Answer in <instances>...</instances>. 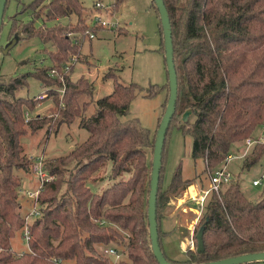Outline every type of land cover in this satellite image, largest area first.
Segmentation results:
<instances>
[{
	"label": "trees",
	"instance_id": "trees-1",
	"mask_svg": "<svg viewBox=\"0 0 264 264\" xmlns=\"http://www.w3.org/2000/svg\"><path fill=\"white\" fill-rule=\"evenodd\" d=\"M152 1L163 39L159 9L155 0ZM118 2L114 0L112 4ZM164 2L172 24L179 85L176 110L167 132L171 124L189 132L193 137L192 155L205 162V170L223 165L234 149L241 150L246 147L247 139L258 138L242 159L243 166L250 168L264 154V140L256 135L258 127L264 128V0ZM84 7L82 0H32L25 7L31 17L20 26L24 35L15 33L20 38L36 35L42 42L55 44V50L50 52L53 63L43 65L35 75L53 95L56 115L30 112L26 118L25 112L33 110V103L40 100L36 95L24 96L16 90L28 84L31 70L0 76V264H58L54 257H61L69 264H108L109 259L99 252L98 245L110 244L112 240L122 243L127 254L116 264H160L153 254L143 209L148 205L146 192L149 193L151 183L156 133H151L136 116L121 118L129 112L131 100L142 88L139 83L121 82L116 77L113 90L95 98L92 80L83 76L71 78L69 70L78 59L83 43L77 32L82 30L83 35L89 32L83 21ZM73 15L76 23L68 27L62 24V17L72 21ZM40 17L42 23L36 25ZM47 20L53 23L47 25ZM70 32H75L74 36ZM161 52L164 55V39ZM52 68H55L53 74ZM165 83H153L150 87H167L168 78ZM157 92L158 89L148 88L145 94L154 96ZM92 100L95 108L86 114ZM187 108L191 113L184 121L182 114ZM178 113L181 122L177 120ZM77 117L88 136L66 153L53 157L54 162L46 161L44 168L54 174L39 193L46 206L29 223V249L18 253L12 247V238L23 228L25 217L19 208L21 180L15 169L29 170L32 163L21 137L27 131L43 128L47 137L63 122L71 123ZM163 159L164 150L162 164ZM107 161L110 170L100 178L106 176L110 183L98 192L91 185L97 178L94 173ZM163 167L164 164L159 180ZM233 177L222 183L219 191L212 190L204 203L200 226L194 232L196 241L197 231L204 227V252L190 247L184 259H173L166 254L159 237L170 261L206 262L264 251V183L259 195L250 198L238 175ZM170 179V191L174 194L192 182L182 176L181 166ZM110 222L128 229L127 236L110 226Z\"/></svg>",
	"mask_w": 264,
	"mask_h": 264
},
{
	"label": "rangeland",
	"instance_id": "rangeland-1",
	"mask_svg": "<svg viewBox=\"0 0 264 264\" xmlns=\"http://www.w3.org/2000/svg\"><path fill=\"white\" fill-rule=\"evenodd\" d=\"M30 1L32 0H9L0 31V76L21 74L31 70V74L27 78L28 84L16 90L18 94L24 96L38 95L45 91L46 86L41 85L35 73L40 71L43 65L53 63L50 52L56 48L51 41L42 42L38 36L34 35L19 38L7 52L2 50V47L6 46L11 37L16 35V32H22L20 28L22 22L31 17V12L25 11L26 3ZM82 1L85 6L83 21L89 26V32L87 35H83L82 30L77 32L83 43L78 59L75 60L73 68L69 70L71 78L75 79L83 76L87 77L89 81L92 80L95 88V98L111 92L116 77L121 82L134 81L137 84L139 83L142 88L138 89L135 97L131 100L129 112L123 114L121 118L127 119L136 116L140 118L141 123L151 133L155 134L159 117L162 115L167 103L169 86L155 88L153 85L150 87V84L153 83L166 82L165 84H167L168 78L165 58L161 52L163 39L159 29L157 11L151 5L153 1L119 0V4L117 3L115 6L112 4L114 0ZM97 2L100 3V6L96 5ZM97 18L106 19L109 24L103 26ZM66 19L65 17L61 18L62 24L67 25V27L68 24L73 25L76 23L75 15L71 18L72 21H65ZM42 20V17L38 18L35 24H41ZM52 23L53 20L46 21L47 25ZM81 23L84 25L82 21ZM90 32L95 33V35L89 37ZM74 33L70 32L72 36H74ZM66 34H68V31ZM20 35L22 37L24 34L20 33ZM106 73L109 74L105 76ZM148 88L152 91L158 89V92L154 96H146L145 93H147ZM95 105V100H92L85 113H91ZM55 107L53 95L48 92V96L44 100L33 103V110H30V112L32 114L35 112L52 115V113L55 114ZM177 117L178 122H181L179 113ZM167 133L164 146V167L161 171V181L157 193L158 222L163 248L165 247L169 254L171 252L177 256H184L192 235L194 243L191 248H196L197 243L194 232L200 226V216L202 215L198 217L195 205L188 199V195L190 192H196L209 186L210 178L208 174L210 170L204 169L205 162L201 158L193 157L191 147L193 137L189 132H183L178 125L171 124ZM87 134V129L79 125L77 117L71 123L63 122L57 131L52 130L47 137L45 136V128H43L37 132L27 131L21 138L24 151L28 157H32V162L34 158H41L42 164L45 166L46 161L54 162L53 157L66 153L77 142L85 139L88 136ZM256 135L261 137L264 135L262 126L257 128ZM245 149V145L241 150L234 149L231 154H237L238 156L231 159L228 166L229 170L240 178L242 188L247 195L250 198H256L264 183V154L250 168H246L243 166V156L239 155L244 153ZM178 166H181L182 176L190 178L192 180L191 185L194 183L195 185L194 187L189 185V188L174 194L170 191V178ZM109 170L110 161H107L103 168L94 173L97 178L91 184L93 189L100 192L101 189L109 185L110 181L107 180L106 176L100 178L103 174H108ZM15 172L21 180L18 200H20L19 208L24 214L34 202L25 192L37 185V173L34 163L30 164L29 170H26L25 167H17ZM53 178L54 174L50 179ZM254 178H260L262 183L254 184ZM45 186L46 184L41 190L45 189ZM148 194L147 191V198L149 197ZM38 202L41 207L46 206L41 202V199ZM147 206L146 203L143 207L145 212L144 223L149 230ZM100 223L103 222L100 221ZM110 223V226L119 231L121 235L127 236L128 229L124 230L115 222ZM109 243L116 244L123 249L122 243H116L114 240ZM12 247L18 253L29 249L22 229H18L13 236ZM102 248L103 245L99 244L98 250L102 251ZM126 255L124 251L123 257L126 258ZM238 264H264V260H253L252 262Z\"/></svg>",
	"mask_w": 264,
	"mask_h": 264
},
{
	"label": "water",
	"instance_id": "water-1",
	"mask_svg": "<svg viewBox=\"0 0 264 264\" xmlns=\"http://www.w3.org/2000/svg\"><path fill=\"white\" fill-rule=\"evenodd\" d=\"M8 0H0V28L3 22L4 9ZM156 7L159 9L160 23L163 27V39H164V48H165V59H166V68L168 70V86H170L169 97L167 99L166 108L161 115V120L156 129L155 143H154V152L152 158V171H151V183L149 188V199H148V227H149V236L150 242L153 250L154 256L157 258L160 264H238L243 262H252L253 260H264V251H253L237 254V256H228L222 257V259L201 261V262H175L173 263L166 257L161 242L159 240V226L157 220V190L159 186V175L162 167V155H163V146L165 138L167 135V129L170 125L172 115L176 110L177 105V96H178V73L175 68L174 61V42L172 39V24L170 23L169 10L165 5L164 0H155ZM1 31V29H0ZM20 38L18 34L11 37V40L2 47L4 52H7L12 45ZM191 109L187 108L182 114L183 120L186 121L189 118ZM203 226L199 228L196 233L197 241V251L204 252L205 242L203 240Z\"/></svg>",
	"mask_w": 264,
	"mask_h": 264
},
{
	"label": "built area",
	"instance_id": "built-area-1",
	"mask_svg": "<svg viewBox=\"0 0 264 264\" xmlns=\"http://www.w3.org/2000/svg\"><path fill=\"white\" fill-rule=\"evenodd\" d=\"M97 6H100V3L97 2L96 3ZM97 20L100 21L101 25H108L109 21L104 19L101 20V18H97ZM111 25H113V23H111ZM114 26V25H113ZM95 35V33L90 32L89 33V37H93ZM50 73L53 74L55 73V68L50 69ZM48 96V91L45 88V91L42 93H39L38 95H36V98H38L40 101L44 100L46 97ZM26 118H29L31 113L30 110L25 112ZM260 140H264V135L261 137H259ZM258 138H249L246 140V149L244 150V153L239 154L240 156H245V154L249 151V148L252 146V144L257 141ZM238 156L237 154H228L225 157V161L224 164L214 168V169H210L209 171V178H210V184L207 187H204L203 189L201 188L199 191L196 192H190L188 195V199H190L194 205H195V210L198 212V217L202 214L203 212V208H204V203L207 199V196L210 194V192L212 190L214 191H219L220 186L222 185V183H228L229 181H231L234 177H233V173L232 171L229 170V161L231 159H233L234 157ZM34 163V168L36 170L37 173V185L33 186L30 190H27L25 192V194L31 199L34 200L32 206L29 208V210L23 214V216L25 217V224L22 228L23 231V236L27 241L28 244V240L30 238V232L28 231V226L29 223L32 222L33 218H35L36 216H39L41 213V206L38 202V196L39 193L41 191V189L44 187L45 183L47 182V180H49L52 177V174H50L46 168H44L43 166V162L41 158H34L33 162ZM253 183L254 184H261L262 180L260 178H254L253 179ZM193 241V240H192ZM194 243V241H193ZM192 243V244H193ZM103 256L107 257L109 259V263L108 264H116V262L119 259L124 258V251L118 247L116 244H103V248L102 251H99ZM55 261L58 262V264H69L68 261L64 260L61 257H54Z\"/></svg>",
	"mask_w": 264,
	"mask_h": 264
},
{
	"label": "crops",
	"instance_id": "crops-1",
	"mask_svg": "<svg viewBox=\"0 0 264 264\" xmlns=\"http://www.w3.org/2000/svg\"><path fill=\"white\" fill-rule=\"evenodd\" d=\"M194 185H195V183L194 184H192V185H190V186H192V187H194ZM189 188V187H188ZM200 190V189H199ZM198 190V191H199ZM164 230V229H163ZM165 231V230H164ZM165 232H167V231H165ZM166 234V233H165ZM190 235H191V233H190ZM193 235L192 236H190V239H189V241H190V243L188 244V247L185 249V255L184 256H177L176 254L174 255V254H172L171 252H170V254L166 251V249H165V247H164V250H165V252H166V254L169 256V257H171V258H173V259H184L185 258V256H186V251L188 250V249H190V247L192 246V243H193ZM164 246V245H163Z\"/></svg>",
	"mask_w": 264,
	"mask_h": 264
}]
</instances>
